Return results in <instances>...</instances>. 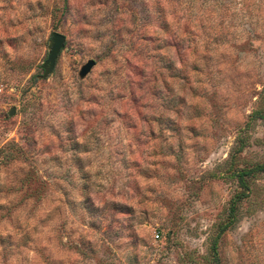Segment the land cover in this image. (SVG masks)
Masks as SVG:
<instances>
[{
	"label": "rangeland",
	"instance_id": "obj_1",
	"mask_svg": "<svg viewBox=\"0 0 264 264\" xmlns=\"http://www.w3.org/2000/svg\"><path fill=\"white\" fill-rule=\"evenodd\" d=\"M257 166L264 0H0V264H264Z\"/></svg>",
	"mask_w": 264,
	"mask_h": 264
},
{
	"label": "water",
	"instance_id": "obj_2",
	"mask_svg": "<svg viewBox=\"0 0 264 264\" xmlns=\"http://www.w3.org/2000/svg\"><path fill=\"white\" fill-rule=\"evenodd\" d=\"M66 43H67V38L65 35L56 32L51 35L49 55L46 62L43 64V70L45 72L44 78H47L49 75H51L54 72L59 55L65 49ZM95 65H96L95 61L93 60L89 61L82 68L81 76L86 77L91 72V70ZM9 114L10 116H13L15 114V109H12Z\"/></svg>",
	"mask_w": 264,
	"mask_h": 264
},
{
	"label": "trees",
	"instance_id": "obj_3",
	"mask_svg": "<svg viewBox=\"0 0 264 264\" xmlns=\"http://www.w3.org/2000/svg\"><path fill=\"white\" fill-rule=\"evenodd\" d=\"M264 171V166H257V167H254L253 169L251 170H248V171H242L240 174H239V184H240V187L242 188V190H246L248 189V183L246 181V177L248 176H255L257 173L259 172H263ZM243 196L244 195H241L239 197H237V200H242L243 199ZM234 209H235V203H233L230 211H229V223L228 225H226L222 230L221 232L217 235V237L215 238L214 240V243H213V248H214V253H215V250H216V247H217V244H218V241H219V238L221 237V234L223 232H225V230H227L230 226V224H233L235 222V219H234ZM216 254V253H215Z\"/></svg>",
	"mask_w": 264,
	"mask_h": 264
},
{
	"label": "built area",
	"instance_id": "obj_4",
	"mask_svg": "<svg viewBox=\"0 0 264 264\" xmlns=\"http://www.w3.org/2000/svg\"><path fill=\"white\" fill-rule=\"evenodd\" d=\"M156 237L158 238L159 237V234H157Z\"/></svg>",
	"mask_w": 264,
	"mask_h": 264
}]
</instances>
